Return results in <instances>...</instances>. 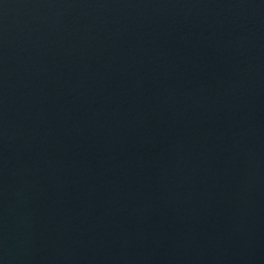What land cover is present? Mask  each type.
Masks as SVG:
<instances>
[{
    "label": "water",
    "instance_id": "water-1",
    "mask_svg": "<svg viewBox=\"0 0 264 264\" xmlns=\"http://www.w3.org/2000/svg\"><path fill=\"white\" fill-rule=\"evenodd\" d=\"M0 264H264V0H0Z\"/></svg>",
    "mask_w": 264,
    "mask_h": 264
}]
</instances>
